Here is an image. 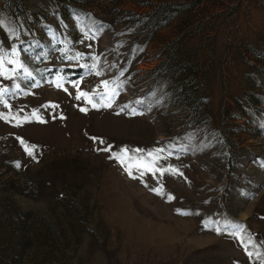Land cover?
I'll list each match as a JSON object with an SVG mask.
<instances>
[{"label":"rangeland","instance_id":"374dc122","mask_svg":"<svg viewBox=\"0 0 264 264\" xmlns=\"http://www.w3.org/2000/svg\"><path fill=\"white\" fill-rule=\"evenodd\" d=\"M0 20L31 72L0 78V264L264 260V0H0ZM102 79L111 107L76 99ZM122 147L179 172L132 178Z\"/></svg>","mask_w":264,"mask_h":264},{"label":"snow or ice","instance_id":"6c2138e0","mask_svg":"<svg viewBox=\"0 0 264 264\" xmlns=\"http://www.w3.org/2000/svg\"><path fill=\"white\" fill-rule=\"evenodd\" d=\"M5 22L0 20V25H3ZM8 31L10 32V38L18 36L17 31L14 28H9ZM63 51V50H62ZM82 54L80 52H76L75 56L69 57L65 55V59L73 60L81 57ZM99 58L98 57H93V64L91 65V69L95 72V75L100 76L101 71L98 68V65L95 61H97ZM8 65H11V67H7ZM81 67L87 68V65H81ZM23 69V72L27 76H31V72L28 71V69L23 65V62L20 58V54L17 50V47L15 44H12L8 46L7 48H0V78L4 79H9L10 76L9 74L11 73L12 76H14L17 72V70ZM63 76L61 75L58 80L55 82V86L58 88H64V84L62 83ZM72 83L73 87L77 89L76 91V99L80 100L83 98L86 103L91 104L92 107L98 108V107H111L112 101L116 95H118V88H111L110 87V81L109 80H104L102 79L100 81V86L103 87L104 91L97 93L95 89L90 93L87 91H84L80 87V81H70ZM16 88H19L20 85L16 84L14 85ZM37 85L33 84L32 87H36ZM65 91H68L67 88H64ZM7 92L6 87H0V103L3 104L5 108H10L11 106L7 103L5 100L4 96L5 93ZM99 96V103L96 101L95 97ZM141 101H137V103H140ZM128 105H124V108H127ZM81 112H86L87 109L84 107H80ZM123 111V108L121 109ZM130 115H135L136 110L132 109L131 112L129 113ZM10 115V114H9ZM34 117L39 119V116L33 112L32 114ZM3 113H0V119H7ZM12 119H16L17 122L19 123L18 118L16 117H11ZM27 119V118H25ZM94 141H99L100 144H103L104 141L98 137H92ZM21 143L24 144L25 151L31 155L32 149L35 148V145H27L22 139ZM112 149L111 145H107L103 149L97 148V151H105L108 152ZM139 153L140 155H132L130 153ZM145 150L144 149H134L130 150L127 148H120L118 152L112 151L111 156L109 158H115L116 161L124 168V170L127 172V174L132 177L136 178L133 175L132 169L135 168L137 171L140 172V177L142 178L144 176L145 171L147 172H152L156 173L159 172L163 174L167 170H171L172 172H179L178 169H175L171 165H167L166 167H159L157 162L163 159L162 153L164 152V149H154L152 151H148L146 155H144ZM169 156L172 155L171 152L168 153ZM35 158V157H33ZM16 166L19 167V163H16ZM182 175V173H180ZM143 182V180H142ZM151 191L153 192H159L162 191L160 188H152ZM169 199H172V196L169 195ZM177 211H181L180 209H177ZM232 227L234 229H243L244 225L242 224H233ZM216 231L219 233L221 229L219 227L216 228ZM232 235L236 236L237 239L243 240L244 237L242 233L239 231L231 233ZM251 243V241H248ZM247 250V249H246ZM248 255L251 256L252 252H248ZM259 255V253H257ZM260 264H264V260H261Z\"/></svg>","mask_w":264,"mask_h":264}]
</instances>
